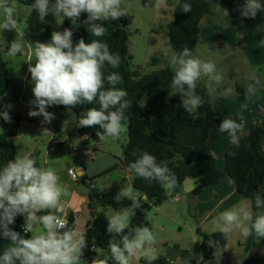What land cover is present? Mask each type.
<instances>
[{"label":"clouds","instance_id":"clouds-1","mask_svg":"<svg viewBox=\"0 0 264 264\" xmlns=\"http://www.w3.org/2000/svg\"><path fill=\"white\" fill-rule=\"evenodd\" d=\"M162 4L163 0H154L153 6L159 9ZM31 9L38 12L40 21H44L51 13L56 19L62 18L61 22L64 18L69 19L74 27L77 26L81 14L86 13L87 18L83 24L95 37L105 35L106 27L103 22L127 15V9L122 7V0H55L51 5L50 0H34ZM0 10L4 14L0 29L15 31L20 37L19 40L14 39L11 42L7 55L16 57L23 54L27 45L35 56L34 66L29 63L28 68L34 85V99L30 101L34 110L30 109L28 115L43 117L41 135H52L43 126L51 124L55 118L53 113L46 110L49 106L63 105L70 108L95 102L99 104V108H88L79 118L77 126L98 127L103 130L96 133L100 141L106 137L119 139L126 131L129 120L126 111L131 108L132 101L127 99V91L118 87L122 82L120 74L111 72L105 77L106 64L112 68L119 67V54L110 53L108 44L98 39L86 43L81 38L74 44L73 31L69 28L62 32L53 31L49 42H26L25 34L18 32L15 9L10 6V0H0ZM180 10L183 13L191 12V4L182 3ZM261 12H264V3L261 0H244L240 15L255 19ZM228 15V10L223 9V16ZM168 66L174 73L169 95L178 94L180 106L188 114L197 112L205 104L204 98L196 91L201 80L206 79L208 103L218 95L228 96L233 93L232 88L219 91L213 87V84L219 85L223 80L215 63L194 57L187 47L173 54ZM105 83L109 85L107 89ZM260 85L259 79H253L244 86V95H254ZM5 108H11V105H6ZM0 116L5 122H11L7 110L0 112ZM219 130L229 137L232 145L239 148L242 124L227 118L219 125ZM128 171L146 181L157 182L166 192L174 191L177 186V177L167 162H158L147 151H142L128 165ZM70 196L69 186L61 182L57 171L51 166L37 167L35 158L30 154L18 155L0 168V237L11 242V246L0 256V264H86L82 259L87 243L85 230L79 221L72 227L68 226L66 198ZM141 197L133 187H122L114 197L117 202L127 198L132 203L108 218L107 232L111 234L108 242L110 255L103 259L95 257L92 264H109L110 259L115 264H131L133 259H143L146 264H153L158 259L156 237L150 228L130 225L135 216L134 210L141 207ZM143 198L147 199V196L144 195ZM255 207L260 211L253 223L249 224L253 218L251 209L246 204H241L221 213L213 221L216 225L213 231L218 230L226 241L237 230L245 237L253 231L258 239L264 237V198L259 194L255 197ZM42 211L47 214L37 215ZM17 215L25 217L26 233L36 225H42L43 231L31 238L22 237L9 227ZM217 243L208 241L210 247L217 246Z\"/></svg>","mask_w":264,"mask_h":264},{"label":"trees","instance_id":"trees-1","mask_svg":"<svg viewBox=\"0 0 264 264\" xmlns=\"http://www.w3.org/2000/svg\"><path fill=\"white\" fill-rule=\"evenodd\" d=\"M18 3L31 6L34 0H16ZM52 3L55 0H50ZM184 2L191 4V12L183 13L180 5ZM123 7V6H122ZM213 4L209 0H179L174 6L173 21L167 26L166 32L169 43L175 53L180 52L187 47L195 53L196 47L201 42V24L206 16H213ZM87 18L86 13H82L77 22V26H73L72 22L64 18L63 30L69 28L73 31V43L75 44L81 38L86 43L92 40H101L109 46L112 54H119L121 63L118 68H112L105 65V77L116 72L122 76V82L118 87L127 91V99L132 101V106L126 111L129 117L127 122L128 143L123 148L122 160L125 169L134 162L142 151H147L154 155L158 162H167L169 168L177 177V186L174 191L166 192L160 184L155 181H146L137 177L134 172L133 188L137 195L141 197V207L135 209V216L131 219L130 225L146 226L149 223L144 218V212L154 207L164 204L169 197L176 196L183 190L186 178H191L195 182V189L189 193L190 197H197L203 191L211 188L224 179L228 178L232 181L236 191L243 198L250 200L252 210L257 214L259 209L255 207V197L260 195L264 198L262 190L264 189V123L254 126L247 134L240 133V146L236 148L231 144L229 137L225 133H221L226 139L228 148L223 155L225 161V170L222 171L217 166L210 146V133L213 128L219 130V125L224 118L220 111L216 109V103L221 98L216 96L211 103H208L206 92L207 83L204 80L198 82L197 94L201 95L205 104L198 108L193 114H188L180 106V96H170V83L174 73L169 66L153 71L150 74H142L132 66L133 57L129 52V44L126 36L125 28L129 25V17L118 18L117 20L103 22L106 27V33L103 37H95L89 33L87 26L83 21ZM220 25H217L219 28ZM158 62L157 58L152 59V64ZM11 69L3 57L0 47V99L5 96L9 90ZM253 80L249 81L252 82ZM109 85L105 83V89ZM262 87H258L257 91ZM244 86L237 85L235 92L242 103H245L252 96L244 95ZM256 91V92H257ZM90 107L99 108V104L93 103L80 104L74 107L66 108L58 105L60 111H70L76 122V128L80 135L84 136L83 144L92 139L101 142L96 135L97 131H103L98 127H78V120L81 115ZM4 111L0 104V112ZM13 125L10 129L0 134V168L7 164L9 160L17 156V149L14 139L20 135L21 117L13 111L9 113ZM0 121H4L0 116ZM220 131V130H219ZM58 134L48 144V149H54L62 146L63 136L60 130ZM139 150V151H137ZM135 153V155H133ZM235 153V155H230ZM39 154L32 155L36 160V166L41 167L37 160ZM115 166L100 175L107 174L117 169ZM87 174L80 176V183L88 187L89 210L91 214V223L89 224L86 235V247L84 248V258L88 264H92V260L96 257L103 259L110 255L108 242L111 234L107 232L108 216L103 211L105 206L104 195L98 189L91 186V181ZM146 195L147 199L143 196ZM39 215L47 214L46 211L38 213ZM68 226L72 227L74 218L68 219ZM25 223L23 215H17L14 223L9 227L18 232L24 238H30V234H25L21 226ZM127 232V230H126ZM199 237V246L201 250L200 260L198 264H209L216 258L218 248H225L226 241L219 231L206 233L200 227L196 229ZM114 235V234H113ZM118 239V238H117ZM209 240L218 242L217 246L210 247ZM7 241V240H6ZM94 247V249H92ZM201 256L203 260L201 261ZM142 264L146 262L141 259ZM109 264H115L111 259ZM153 264H168L166 259H157ZM241 264H264V254L258 257L247 258Z\"/></svg>","mask_w":264,"mask_h":264},{"label":"rangeland","instance_id":"rangeland-1","mask_svg":"<svg viewBox=\"0 0 264 264\" xmlns=\"http://www.w3.org/2000/svg\"><path fill=\"white\" fill-rule=\"evenodd\" d=\"M153 5L154 0H122V6L127 9V16L130 20L125 32L129 52L133 57L132 66L142 74H150L155 70L165 68L168 66L170 57L175 54L166 32L167 26L173 21L174 10L173 15H171L167 0H163V4L159 9ZM10 6L15 9L17 29L19 33L25 34L24 40L26 42H49L53 31H63L62 18L56 19L50 13L44 21H40L38 12L31 9V6L20 4L16 0H11ZM3 19L4 14L0 10V23L3 22ZM224 21V18L217 20V25H220L218 30L221 29ZM14 39H20L17 32L0 29L1 49L11 69L9 90L0 99V104L8 113L13 111L21 117L20 135L14 139L17 156L38 153L37 160L40 162L41 167H47L45 158H47L49 150H52L48 149V144L58 134L57 131L60 130L63 136L62 139L67 144L61 149L50 151L49 159L53 164V168L58 170L57 173L64 179L69 174V169H73L77 173V170L88 160L82 154L83 150H89L91 156L94 157L100 155L102 151H109L117 154V157H122L123 148L128 143L127 128L119 139L106 137L105 140L96 142L89 138L87 145H84L83 139L85 137L77 131L75 118L70 115L72 113L70 111H67V113L60 111L58 105H52L46 109L55 116L51 124L43 125L51 131L52 135H41L43 117H30L28 115L30 109L34 110V106L30 104V101L34 99L32 92L34 85L31 82L28 68L29 63L34 66L35 56L27 45H25L23 54H18L16 57L8 56L7 50ZM198 52L203 55L202 60L215 63L217 72L223 77L222 82L219 85L213 84V87L232 85V89H235L237 85L244 83L242 81L253 75L251 70L246 68L245 63H242V65L235 63L232 59L233 55L231 56L230 53L227 58H224L221 44L210 47L199 43L193 56L198 58ZM239 52L237 51L235 54L240 57ZM153 58L158 59L156 64H152ZM204 81L206 82V80ZM9 104L11 108L6 109L5 106ZM58 117H60L59 124H57ZM12 125V122L0 121V134L10 129ZM213 130L212 139H214V132H218L219 136L222 137L217 128H213ZM128 174L129 178H127ZM115 178L119 182L118 186H114ZM132 179L131 172L128 170L123 171L118 167L112 172L99 175L94 181H91L90 185L104 195L105 206L103 211L109 217L122 208L131 206L132 202L127 198L117 202L114 197L122 187H133L130 184ZM75 186L84 188L81 183H79V186ZM176 197L178 200H176ZM176 197H169L161 206L145 211L144 218L156 237L155 246L158 259H167L168 264L173 261L175 264H198L201 255L199 237L196 234V229L199 227L198 218L193 212L192 201L187 199L190 197L187 193L181 190ZM37 215L39 214L37 213ZM216 219L214 218L203 225L207 233L214 232L216 225L213 221ZM29 231H31L32 236L40 234L43 228L42 225H36ZM239 241H241L242 246ZM246 241L247 237L243 236L240 231H234L228 239L227 246L218 248L216 258L209 264H241L244 258L256 255L255 251L245 254L244 244ZM10 246V241L0 237V256ZM82 259L88 264L84 258V251ZM131 264L142 263L141 260L133 259Z\"/></svg>","mask_w":264,"mask_h":264},{"label":"crops","instance_id":"crops-1","mask_svg":"<svg viewBox=\"0 0 264 264\" xmlns=\"http://www.w3.org/2000/svg\"><path fill=\"white\" fill-rule=\"evenodd\" d=\"M11 1V0H10ZM179 0H167V4L170 7V14L173 15L174 6ZM213 4V16H206L202 20L201 24V44L205 46H218L221 44L222 54L224 58L233 55V60L235 63L244 64L246 68L251 70L252 74L249 79H245L244 83L240 85L245 86L249 81L253 79H259L261 81L262 87L252 95L248 101L242 103L237 96L235 89L233 93L228 96H220V100L216 103V109H218L224 118H231L237 123L243 125L242 135L247 134L254 126L264 123V12L258 13L255 19L245 18L240 15L243 9L244 0H209ZM264 3V0H261ZM223 9H227L229 15L223 16ZM225 19L223 26L220 30L217 28V20ZM1 47V45H0ZM2 48V47H1ZM196 51V50H195ZM240 51V57L235 54V52ZM235 54V55H234ZM4 57V54H3ZM198 58L203 59V55L199 54ZM8 64V61L4 57ZM243 61V62H242ZM9 66V64H8ZM206 80V79H204ZM232 88V85L219 86L217 89L223 91L224 89ZM230 100V101H228ZM246 105V107H245ZM14 110V109H13ZM67 113V111H64ZM71 117H74L70 114ZM60 117L57 118V124H59ZM213 129L210 133V146L212 153L217 161V166L222 171L225 170V161L223 155L225 154L228 145L226 139L219 136L218 132H214V139H212ZM222 135V134H221ZM63 142L62 146L52 149H61L66 146V142ZM88 143V141H86ZM48 152L47 158H45V163L48 166L53 167L49 159L50 151ZM80 152L78 149H76ZM31 156L33 154H30ZM113 155L118 156L115 153L109 151H102L97 157L91 156L85 161L84 165L100 156ZM120 157V156H119ZM122 158V157H120ZM83 165V166H84ZM83 166L77 170V174L80 176ZM120 167V166H119ZM121 168V167H120ZM123 171L127 170L121 168ZM58 171V170H56ZM59 172V171H58ZM58 174V173H57ZM59 175V174H58ZM69 175V174H68ZM61 177V182L69 186L71 196L66 198L68 200L67 219L71 216L74 218V223L79 221L80 225L84 228L85 232L91 223V214L88 207V188L84 184V188H77L75 185L79 186L80 180H73L70 176ZM129 174L127 178H129ZM114 181V180H113ZM76 183V184H75ZM118 180L115 178V185L118 186ZM131 185H133V179L131 180ZM194 189L195 182L193 181ZM184 191V188H183ZM185 192V191H184ZM186 193V192H185ZM264 194V189L262 190ZM189 194V193H187ZM177 196V195H176ZM174 196V197H176ZM188 200L192 201L193 212L198 218V226L202 231H207L204 229L203 225L214 218H217L221 213L228 211L237 205L246 204L253 213L252 221L253 223L256 218V214L252 210V203L250 200L243 199L236 191L233 183L228 178L222 179L219 184L206 189L197 197H188ZM176 200L178 198L176 197ZM249 201V202H246ZM249 203V204H247ZM107 215V214H106ZM108 216V215H107ZM109 218V216H108ZM239 231V230H238ZM217 232V231H216ZM31 236V231H29ZM241 246L242 243L239 241ZM245 254H250L248 252L255 251L256 255L247 258L258 257L264 254V237L257 238L254 231L251 235L247 236V241L244 244ZM200 260V259H199ZM242 261V262H243ZM166 262L168 263L167 259Z\"/></svg>","mask_w":264,"mask_h":264},{"label":"water","instance_id":"water-1","mask_svg":"<svg viewBox=\"0 0 264 264\" xmlns=\"http://www.w3.org/2000/svg\"><path fill=\"white\" fill-rule=\"evenodd\" d=\"M120 166L125 168L122 158L113 155L100 156L83 166L81 175L87 174L90 178H95L102 174L103 172L115 167ZM184 191L186 193H191L194 190L193 180L191 178H186L184 181Z\"/></svg>","mask_w":264,"mask_h":264},{"label":"built area","instance_id":"built-area-1","mask_svg":"<svg viewBox=\"0 0 264 264\" xmlns=\"http://www.w3.org/2000/svg\"><path fill=\"white\" fill-rule=\"evenodd\" d=\"M82 154L84 155V156H86V158H90L91 157V152L89 151V150H83V152H82ZM68 173H69V175L71 176V178L73 179V180H78V178L80 177L73 169H69L68 170ZM21 229H22V231L25 233V234H27V233H29V232H25L24 231V225H22L21 226ZM92 249H94V247L92 248Z\"/></svg>","mask_w":264,"mask_h":264}]
</instances>
